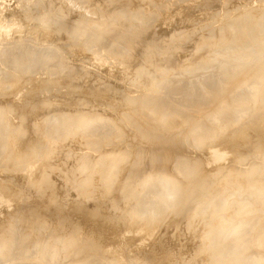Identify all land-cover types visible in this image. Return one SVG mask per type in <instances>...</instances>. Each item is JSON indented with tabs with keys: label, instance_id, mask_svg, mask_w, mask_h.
<instances>
[{
	"label": "rangeland",
	"instance_id": "1",
	"mask_svg": "<svg viewBox=\"0 0 264 264\" xmlns=\"http://www.w3.org/2000/svg\"><path fill=\"white\" fill-rule=\"evenodd\" d=\"M37 1L0 0V68H2L0 69V79H3L4 75L8 73L12 74L15 79H18L17 88L12 87V89H10V87L8 89H3L0 86V105H3L2 107L8 106L10 110L7 124H11L12 131L13 128L15 129L17 126H21L22 128V132L16 135L17 146L20 148L37 146L39 151H42V146H46V134L40 130V125L45 123L46 116L52 114L55 117L56 113L74 111L73 109H82V107H78V103H83L86 106L85 111L88 113L94 112L93 117L95 120L103 117L109 120L108 127L99 132L103 134L102 138H104L102 139V149L104 148L103 150H107L114 148L113 150L115 151L118 150L122 153L127 152L128 157L124 159V157H126L124 156L122 159H116L114 165L117 164L121 167L119 168L118 166L120 174L117 175L116 178L114 177V180L112 178L113 183L110 182V188L105 184V179L101 177L94 180V185L93 182H90L91 184L89 183L84 187H75V178L72 180V185L69 178H73V174L77 173L78 175L76 177L83 178V176H85L84 173L73 171L71 168L72 159L82 151V140H84L86 136L84 134L76 135L77 137L74 136L73 138H68L69 140L66 139L62 141L65 143L61 142L57 144L56 147H58L59 150L55 151L52 158L46 159V157H43L42 161V156L36 155L32 161H29L31 162L30 164L16 165V163H12L14 161L11 160L10 156H6L7 153L6 155H4L3 152V154L0 153V187L5 186L7 188V190L5 188L6 192L11 194L12 197L11 203L0 201V243L6 245L4 249L9 258L6 262H0V264H29L26 263L25 260L32 259L31 254L33 255L36 250H43L44 246H46L45 244H41L40 247L35 249L32 245L37 239L45 238L48 234L52 233L67 237L71 236L72 238L75 237V245H83L81 256L90 255L93 262L96 259H102V262L105 264H216L218 259L214 252H216V250H222L223 247L227 246L228 249H231L230 246H232V251H227L225 254L226 257H230L233 254L235 258L240 261L242 258L246 257L247 254H252V252L258 253L259 251L258 254L261 253L260 255H263L264 250L258 247L256 241H260L258 237H260L259 234H261L264 229V218H261L264 217V209H257L263 208L264 195L259 197L257 194L258 200L256 202L253 196H250L251 194L249 195L243 191L240 192V189L238 191V186L241 185L237 183V181L244 182L248 179H253L254 181L256 180L260 186L264 187V177L256 174L251 176L245 174L252 164L257 166L262 165L261 167H264V151L258 150L253 146H247L250 142L244 143V141H240V144L235 146L234 154L221 165H208L201 168V171L198 172L194 179L182 180L178 194H176L180 199L174 203L173 206H166L163 209L156 210L154 215L150 216V218H147L149 215L146 216V214H126L125 209L128 205L123 201L129 197L126 193L127 190H121L120 188L124 179L131 173L132 158H139L136 159L138 160L137 165L132 169H136L137 171L134 177L136 183L142 179V174L145 171L154 169L156 165L152 167L150 165L154 155L153 151L157 146H162L160 149L167 161H165L163 166L162 164H158L155 168L156 170H166L164 172L166 175L169 174L167 171L168 165H170L169 163H173L176 157L184 153H190L193 156L202 158L203 154L207 151V146L194 149L192 145L186 143V141H184L185 143H178L176 139L164 144L162 140L146 144V142L144 143L143 141L134 139V133L137 130L135 119L138 118L141 112L139 104L148 101L150 95H148L146 99L144 95L150 92V88L156 87L157 84L165 86L163 82H165V80L170 81L169 78L171 80H173V78L185 80L192 78L193 81L199 83V80H202L205 75L215 73V75H217L216 80L218 81L221 78L229 76V74H222L227 73V69H229V72H233L235 76L229 93L233 95V97L235 94L238 96L241 95L240 97L242 98L246 97L248 86L246 84L250 85V83H253V79L248 80L245 76V71L247 69L244 71L241 68L249 67L251 69L249 72H252L254 70V62L257 59L264 60V51L262 49L264 48V25L262 24V22H264V0H209V2H207L209 4L206 3L207 0H160L161 3L158 7L154 6L146 12H140L138 14H145L146 20H144L142 24L145 25L146 23L148 27H146V25L143 26L145 29L144 31L142 29L143 27L138 30V24L136 25L137 21L132 18L134 16V9L129 8L128 10H124V15L121 18H119V14L114 13L118 8L122 9L120 7L128 0ZM202 3L203 6L201 5ZM137 5L139 6L140 4L138 3ZM191 6L194 10H191ZM152 12L154 15L151 14ZM246 15L252 18L245 19L244 16ZM250 21H252V23L254 22L253 24L256 25L253 26L252 23L250 24ZM44 22L48 25H44ZM226 22H240L241 24L246 22L248 29L244 32L246 33L245 39H239L238 42L230 44L228 42L230 41V37L225 38V34L222 36L219 35L217 29H219L220 26L225 27L227 24ZM133 24H135V26H133ZM259 26H261V28ZM63 27H65V29H63ZM70 27L71 29L73 27L88 28V31H83L79 35L75 34L70 37L68 33V31L71 30ZM134 27L137 28V31ZM64 31H66V33ZM257 31L258 36L252 38L253 34L251 32ZM89 32L93 34L91 35ZM95 32H98V34L95 35ZM67 33L68 35H66ZM210 33L213 34L210 35ZM208 35L210 36L207 37ZM130 37H132V39ZM205 41L209 42L207 43L208 45L204 44ZM128 42L132 43L128 44ZM18 43H21L18 45L19 47H17ZM169 44L174 45H170L172 47L169 48ZM26 49L34 50L39 58L41 56L43 59L50 58L51 60L46 64L42 63L40 66L36 67L33 73L27 75L22 69H15L13 63L21 57H25L27 62L33 60V58L31 59L27 54ZM48 50H51L53 54L49 53ZM100 51L103 53L99 54ZM55 53L58 55L62 53V57L60 58L64 61V66H61L59 62L55 63ZM97 55L102 56L99 57ZM139 55H145V58H153L158 64L157 67H159L149 68L143 65L142 61L137 58ZM7 56H9V58ZM242 58H244V62ZM4 59L6 61L8 60L7 63ZM101 59L103 60L101 61ZM168 59L171 67L170 64L166 66L169 63L167 61ZM172 63H174V65ZM200 66L202 67L201 69ZM5 68L8 70L6 71ZM143 68L144 70H142ZM144 71H147V73ZM23 73L25 76H23ZM220 74L222 77H220ZM48 83H50V85ZM182 84V81L176 84V88L180 87ZM41 85H43L42 88H40ZM196 87L199 86L197 85ZM8 90L10 92H7ZM262 91L264 94V87ZM171 94L172 93H170V95ZM131 96L137 98L138 96H142V98H139V103H129L127 100ZM76 97H78V99ZM162 98L164 101L168 100L167 96H163ZM85 99L86 101H84ZM246 99L249 98L247 97ZM94 100L95 102H93ZM74 101L76 102L74 103ZM96 101L98 103H96ZM124 102L125 104H123ZM258 105L264 107V96L261 97V100L257 103V106ZM124 109L127 110L125 111ZM190 112L193 111L190 110ZM193 117L194 116H192V118ZM207 124H212V122L207 121ZM44 127L46 129V126ZM48 128L49 126L47 129ZM47 144H49L48 146L55 145L53 142ZM97 152L99 153L100 151H94L93 154H98ZM137 152H140L139 155H137ZM73 154L74 156L72 158ZM145 154L147 156H145ZM191 155L190 157H193ZM236 162L238 163L236 164ZM32 163H35V165L33 164L32 166ZM225 168L227 169L225 170ZM217 170L220 171L218 172ZM45 172H48V174L50 173L53 178H47V174H45L47 178L45 183L37 187L36 183ZM237 172L238 174H236ZM129 187L133 188V183H130ZM107 188L109 189L106 191ZM151 190L153 191V188L150 189V191ZM209 192H216L217 199L229 200L228 197H230V201H227V207L224 206L225 209L228 208V214H230V216L227 213H223L221 220L213 224L214 226L210 234L212 235L216 228L217 234L220 231L221 236L216 239L219 243L213 241L212 245L208 242L206 231L211 227L213 221L209 217H201L199 211H197L199 202L202 199L203 201H207L205 198L209 195ZM259 192L258 189V193ZM85 193L88 197L84 196ZM95 193L98 194L97 197ZM110 194L111 196L108 197ZM106 196L108 197L107 199ZM196 196H198V199ZM47 197H49V199H47ZM101 199L104 200L102 201ZM110 199H115L117 205L111 206L109 204ZM105 201L106 203H104ZM260 202H262V206ZM258 203L260 206L257 205ZM241 206H245L246 212L245 210H241ZM232 209H234V211ZM94 212L98 213L95 215ZM122 215L124 218L121 219ZM118 216H121L119 217L120 221L117 218ZM143 216L149 221H142V223L148 228H155L154 235L148 240L138 243L135 242V238H137L139 234L133 235L130 232L125 233V230L131 223L147 220L140 218ZM39 221L42 222V225ZM261 221H263V223H261ZM245 223L251 225L248 226L246 224V226H244ZM10 228H16L17 231L21 230V232H27L29 235L26 237L28 241L32 238L37 239L33 240V243L31 242L32 245L30 249H28V242L27 245L25 243L27 247L24 245V248L20 249L14 242L17 232H15V235L10 232L7 235L2 234L6 229ZM237 230H239L237 235L240 233V238L238 235V238L235 237L232 239V236L235 235L234 233ZM242 237H244V241H247L245 253H243L244 251L233 249V245L237 243L235 239L240 240ZM26 238L23 237L22 243L25 242ZM216 243L219 245H215ZM53 244H55V241ZM203 246H205V248L207 247V250L205 253L200 252L203 254L198 255V249ZM258 248L259 250H254ZM56 249L54 248L53 250L51 248V251L48 250L45 258L47 259L51 254L52 255L48 260L41 258L40 261L42 262L40 263L65 264V261L68 260L66 264H76L70 258L68 259L66 250L65 252H61L64 250L63 248ZM29 250H32V252L30 251V255L24 256L25 252ZM94 251H98L99 253ZM180 251H184L183 255ZM186 251L188 252L186 253ZM235 251L240 255H235ZM92 252L97 255L95 254L94 256ZM135 252H138V255ZM240 252L243 253L244 256ZM59 253L64 255L61 256ZM230 253L232 254L230 255ZM53 256L56 258L53 259ZM132 257L133 259L135 258L134 260L136 261L133 262ZM51 259L54 261L49 263V261H52ZM129 260L130 262H128ZM229 261L231 264H236L234 260L229 259ZM242 262L244 264H258L259 260L255 259L248 261V263L244 260Z\"/></svg>",
	"mask_w": 264,
	"mask_h": 264
},
{
	"label": "bare ground",
	"instance_id": "2",
	"mask_svg": "<svg viewBox=\"0 0 264 264\" xmlns=\"http://www.w3.org/2000/svg\"><path fill=\"white\" fill-rule=\"evenodd\" d=\"M114 1H116V0H114ZM207 2H209V0H207L206 3ZM25 3H27V2H25ZM138 3L140 4L139 6L137 5ZM160 3H161L160 0H128V1H126L125 4H123L120 7L122 9H119L118 8V10H116L114 13L119 14L120 15L119 18H121L124 15V13H123L124 10H128L129 8L134 9V12H133L134 13V16L132 18L137 21L136 25L138 24L137 27H139L138 28V30H139L140 28H142L143 26L146 25V23H145V25L142 24L144 22V20H146V18L144 16L145 14L144 15H138V14L140 12H146L148 9H150V8H152L154 6L155 7L156 6L158 7V5ZM207 4H209V3H207ZM35 5H36V3H35ZM201 5L203 6V3ZM201 5H197V6H201ZM191 8H192V6H191ZM191 10H194V9L192 8ZM125 12H127V11H125ZM171 12H173V11H171ZM80 13H81V11H80ZM151 14H153V12ZM40 16H43V15H40ZM81 18H83V17H81ZM244 18L245 19L246 18L248 19V18H252V17H249V15H246V16H244ZM42 19H43V17H42ZM105 21H107V20H105ZM46 22H47V20H46ZM226 23L227 24H226L225 27L220 26L219 29H217L219 35L222 36L223 34H225V36H224L225 38H229L230 37V41H228L230 44L231 43L238 42L239 39H243V40L245 39L246 33H244V32H246V30L248 29V25H247L246 22H244L242 24L240 22H237V23H234V22H226ZM251 23H252V21H250V24ZM253 23H252L253 26L256 25V24H253ZM45 24L48 25L47 23L44 22V25ZM262 24L264 25V22H262ZM147 25H146V27H148ZM78 26H79V24H78ZM133 26H135V24H133ZM46 27H48V26H46ZM259 27L261 28V26H259ZM73 28L71 29V27H70L71 30L68 29L69 30L68 33L70 34V37L71 36H74L75 34L76 35H79L83 31H88V28H84V29H83V27L82 28L73 27ZM134 28H136V27H134ZM63 29H65V27H63ZM142 29H143V31L145 30L144 27ZM215 29H216V27H215ZM251 29H252V27H251ZM257 29H258V27H257ZM136 31H137V28H136ZM64 32L66 33V31H64ZM68 33L66 35H68ZM89 33L91 35L93 34L91 32H89ZM213 33H210V35L213 34ZM251 33L253 34V37L252 38L258 36V31L257 32H251ZM94 34L97 35L98 32H95ZM189 35H191V34H189ZM210 35H208L207 37H209ZM180 36H181V34H180ZM182 36H183V34H182ZM130 38L132 39V37H130ZM60 39H63V38H60ZM72 39H74V38H72ZM76 39H78V38H76ZM199 40H201V39H199ZM129 43L130 42H128V44ZM207 43H209V42H206V41L204 42L205 45H208ZM0 44H1V42H0ZM20 44L21 43H18L17 44V47H19L18 45H20ZM170 45L173 46L174 44H169V46ZM172 46H170L169 48H171ZM54 48H55V46H54ZM262 49L264 51V48H262ZM9 50H10V48H9ZM26 50H27V54L31 57V59L33 58V60L30 61V62H27L25 60V57H21V58H18L17 60H15L13 63H14V68L15 69H22L24 71V73L27 74V75H30L31 73H33V71L36 69V67L40 66L42 63H45L46 64L48 61L50 62V60H51L50 58L49 59H46V58L43 59L41 56L39 58V56L35 53L34 50H31V49H26ZM91 50H92V48H91ZM94 51H96V50H94ZM48 52L51 53V54H53V52L51 50H48ZM70 52H71V50H70ZM101 53H103V52L100 51L99 54H101ZM104 53H106V52H104ZM61 55H62V53H61ZM61 55H58V54L55 53V63L56 62H59L61 64V66H64L65 63H64L63 60H61V58H60V57H62ZM117 55H119V54H117ZM97 56H99V55H97ZM101 56L102 55H100L99 57H101ZM144 56L139 55L137 57L139 60L142 61V64L143 65H146L149 68L150 67H152V68H158L159 67V66L157 67L158 64L153 60V58H145ZM7 57L9 58V56H7ZM124 57H125V54H124ZM169 59L167 60L168 62H169ZM242 59H243V62H244V58H242ZM102 60L103 59H101V61ZM7 61H6V63H7ZM239 62H241V61H239ZM245 62H246V58H245ZM169 64H170V62L166 66H168ZM172 64L174 65V63H172ZM6 65H9V64H6ZM218 66H219V64H218ZM253 66H254V70L252 72H249L251 70L249 67H242L241 68L244 71H245V69H247L245 71V76L248 78V80L249 79H251V80L253 79L252 80L253 83H250V85L249 84H246V85H248L247 86V95L248 96L246 95V97H244V98L240 97L241 95L238 96L236 94L233 97V95H231L229 93L230 92V89H231V86H232V84L234 82V79L233 78L235 77L233 72H229L228 71L229 69L226 70L227 73H222V74L223 75L229 74L230 77L229 76L228 77H224L223 76L224 78H221L218 81L216 80L217 79V75H215V73L214 74L209 73V74L205 75V77L202 78V80L200 79L199 80V83H197L196 81H193L192 78H189L188 80L187 79L186 80L185 79H175V78H173V80H171L169 78L170 81H166L165 80V82H163V83H165V86L162 85V84H157L156 87L150 88V92L148 94L144 95V98L145 99L147 98L148 95H150L148 101L142 102L141 104H139V108H141L140 109L141 112L138 115V118L135 119V122L137 123L136 124L137 130L134 133V139L143 141L144 143L146 142V144L147 143H155V142H157V140H162V143L164 144V143H167L168 141H171V140L176 139L178 143L179 142L181 143V142L186 141V143L191 144L194 149H196L198 147H201V146H207V151L205 152V154H203L202 158L201 157L193 156L190 153H184V154H182L181 156H178V157L174 156L176 158H175V160H174L173 163H169L170 165H168V168H167V171L169 172V174L166 175L164 173L166 170L165 171H162L163 169L156 170V168H155L156 166H158V164H160V165L162 164V166H163V164L165 163V161H167L164 158L163 152L160 149L162 146L161 147L160 146H157V147H155V150L153 151L154 152V155L152 157L151 165H150L151 167L152 166H155V165L156 166L154 167V169H149V171L148 170L145 171V172L143 171L144 173L142 174L143 175L142 176V179H140L137 183L135 181L136 179H134L137 171H136V169L135 170H132V169H133V167H135V165H137L138 160H136V159H139V158H136V159L135 158H132V160L130 159L131 160V165H132V168L130 169L131 170V173H130V175H128V177H126L124 179V182L122 183V186L120 188L121 190H127L126 193H127L128 197H129L128 199H126L125 201H123L126 205H128V206H126V209H125L126 214H128V215L137 214V213H139V214H146V216L149 215V216H147V218H150V216H153L154 215V212L156 210L163 209L166 206H173L174 203H176L180 199V197L178 195H176V194H178V191L180 189V185H181V181L182 180H192V179H194V177H196V175L198 174V172L201 171V168L206 167L208 165H212V164H219V165H221L223 162L227 161L228 158H230L231 155L234 154L235 146L236 145H239L240 144V141H244V143L250 142L249 145H247V146H253L254 148H256L258 150L264 151V107H260V105L257 106V103L259 102V100H261V97L264 96L263 91H262L263 90V87H264V60L257 59L254 62ZM143 67H145V66H143ZM170 67H171V64H170ZM79 68H80V66H79ZM201 68L202 67L200 66V69ZM0 69H2V68H0ZM5 69H6V71L8 70L7 68H5ZM142 70H144V68ZM145 73H147V71ZM219 73H217V74H219ZM25 74L23 76H25ZM87 75H88V73H87ZM153 75H151V76H153ZM220 77H222L221 74H220ZM77 78H79V77H77ZM156 78H157V76H156ZM21 79H22V77H21ZM139 80H140V78H139ZM130 81H131V79H130ZM181 81H182L183 84L180 87L176 88V84H179ZM17 83H18V79H15L14 76L12 74H10V73L5 74L4 77H3V79L2 78L0 79V86L3 89H8L10 87H11L10 89H12V87L15 88L18 85ZM137 83H138V81H137ZM48 84L50 85V83H48ZM197 85L199 87H196ZM42 86L43 85H41L40 88H42ZM87 91H88V89H87ZM7 92H10V91L8 90ZM170 93H172V94L170 95ZM6 94H8V93H6ZM163 96H167L168 100L164 101L163 98H162ZM247 97L249 99H246ZM76 98L78 99V97H76ZM76 98H75V100H76ZM79 98H81V97H79ZM139 98H142V96L141 97L138 96V98L131 96V97L128 98L127 102H129V103L130 102L131 103L134 102L135 103V102H138V100L140 101ZM81 100H83V99H81ZM84 101H86V99ZM75 102L76 101H74V103ZM93 102H95V100ZM96 103H98V102L96 101ZM123 104H125V102ZM135 105H137V104H135ZM2 106L0 105V153L3 152L4 155H6V153H7L6 156H10L11 160L14 161L12 163H14V164L16 163V165H23V164H26V163L30 164L31 162H29V161H32L33 158H34V156H36V155L42 156V161H43V157H46V159H50L55 154V151L59 150V148L56 147L57 144L61 143L62 141L66 140L68 138H73L76 135H82V134H84L86 136H85V138L83 137L84 140H82V143H83L82 151L81 152L79 151L80 153L77 156H75L74 159H72L73 156H74V154L72 155V158H71L72 159L71 168L73 169V171L84 173L85 176H83V178H81V177H76L78 175V173L77 174H73V178H69L71 185H72V182H73L72 180L74 178H75V184H74L75 187H84V186L88 185L90 182L91 183L93 182V185H94V182H95L94 180L96 178H98V177H101L102 179L103 178L105 179V184H107L108 185L107 187H109L111 185L110 182L113 183V180L116 178V176L120 174L119 168H121V167L119 165H117V164L114 165V163H115L116 159H122L124 156H126V157H124V159L127 158L128 157L127 156L128 153L127 152H123L125 154L124 155L122 152H119L118 150L117 151L113 150L114 149L113 147H112L113 149H107V148H106L107 150H103L104 148L102 149V147H103L102 146V144H103V140L102 139H104V138H102L103 134H100L99 132L102 131V129L108 127V121L109 120L106 119V118H104V117L101 118V119L95 120L94 117H93L94 116L93 115L94 112L88 113L87 111H85L86 110V106L83 103H80V104L78 103V107L80 106V107H82V109H73L74 111H67V112L56 113L55 114V117L52 114H49L48 116H46L45 123H42L40 125V130L42 132H45V134H46L45 135V145L46 146H42L41 145L43 147L42 151H39V148L37 146H33V147H29V148H20V147L17 146L16 135H18L19 132L20 133L22 132V128H21V126H17V127H15V129L13 128V131H12L11 124H9V123L7 124L8 115L10 113V110H9L8 106L7 107H2ZM90 107H92V106H90ZM190 110L193 111V112H190ZM129 113H130V111H129ZM101 115H103V114H101ZM104 115H106V114H104ZM5 116H7V117H5ZM192 116H194V117L192 118ZM114 121H115V118H114ZM207 121L212 122V124H207ZM47 125L49 126L48 129H47V127H48ZM44 126H46V129H45ZM78 133H80V134H78ZM57 136H58V138H57ZM52 142L55 145L48 146L49 144H47V143H52ZM70 142H72V141H70ZM62 143H65V142H62ZM151 146H148V147H151ZM98 150L100 151L99 153L97 152L98 154H93L94 151H98ZM71 152H73V151H71ZM139 153L140 152H137V155H139ZM147 153H148V151H147ZM190 155L193 156V157H190ZM145 156H147V155L145 154ZM70 157H71V154H70ZM148 159H149V157H148ZM237 163L238 162H236V164ZM33 164L35 165V163H32L31 165L33 166ZM123 164H124V162H123ZM131 165H129V166H131ZM118 166H119V168H118ZM261 166L262 165L257 166L255 164H252V165H250L249 170L247 171V173H245V171H244V173L245 174H249L250 176L253 175V174H256V175H260V176L264 177V167H261ZM43 167H44V165H43ZM140 169H141V167H140ZM226 169L227 168H225V170ZM243 170H245V169H243ZM228 172H230V171H228ZM225 173H227V172H225ZM45 174H47V178H50V179L53 178L50 173L49 174H48V172L43 173L41 175V177L39 178L38 182L36 183L37 187H40V185H43L45 183V181L47 179ZM236 174H238V172ZM139 175H141V174H139ZM241 176H242V173H241ZM76 178H79V179H76ZM110 178H111V180L113 178V180L111 181ZM244 180H246V179H244ZM130 183H133V188H130L129 187ZM237 183L239 185H241V186H238V191L240 189L241 190L240 192L243 191L245 193H248L249 195L251 194L250 196H253V199L256 202L258 200L257 199L258 198L257 194L259 195V197L261 195H264V187L260 186L256 182V180L254 181L253 179H250V180L248 179V180H246L244 182L237 181ZM5 188H6L5 186L0 187V201L5 202V203H11L12 202L11 194H9L8 192H6L7 188H6V190H5ZM109 188H107L106 191ZM152 188H153V191L151 190L152 191V193H151L150 189H152ZM222 188H224V187H222ZM77 189H79V188H77ZM116 189H118V188H116ZM258 189L260 191L259 192L260 194L258 193ZM218 191H216V192H218ZM216 192L215 193L214 192H211V193L209 192V195H207L206 198H205V199H207V201L206 200L203 201V199L202 200L200 199L201 201L198 204L199 207H198V210H197V211H199V214H200L201 217H203V218L209 217L213 221L211 223V227H209L207 229V231H206V237L208 239V242H210L211 245L213 244L212 243L213 241L218 242L216 239L219 236H221L220 231L217 234L216 228H215V232L213 231L212 235L210 234L211 233V229L214 226L213 224L214 223L216 224L218 221L221 220V217H222L223 213H227L228 214V208L225 209L224 206L227 207V201L228 202L230 201V197H228L229 200H226V199H217V196H216L217 193ZM226 192H227V190H226ZM96 194L97 193H95V195ZM111 194L108 197H110ZM63 196H65V195H63ZM84 196H87L88 197V195L86 193H85ZM97 196H98V194L96 195V197ZM229 196H230V194H229ZM99 197H101V196H99ZM108 197L106 196V199ZM197 197L198 196H196V198ZM104 198H105V196H104ZM136 198H137V200H136ZM47 199H49V197H47ZM54 199H56V198H54ZM262 202H260V204ZM104 203H106V201ZM109 204L111 206H116L117 205L115 199H110ZM257 205H259V203ZM1 206H2V204H1ZM261 206H262V204H261ZM262 207L263 208H257V209H264V205ZM234 209H236V208H234ZM234 209H232V210L234 211ZM241 210L244 211L245 210V206H241ZM245 212H246V210H245ZM261 212H262V210H261ZM94 213L96 215L98 212H94ZM33 214H34V212H33ZM215 214H216V216H215ZM95 215H94V217H95ZM228 215L230 216V214H228ZM115 216H117V215H115ZM124 216H125V214H124ZM124 216L123 215H122V217L121 216H118L117 218L119 220L120 219L119 217H121V219H122V218H124ZM42 218H44V217H42ZM140 218L141 219H147L144 216L143 217H140ZM261 218H264V217H261ZM42 221H44V220H42ZM142 221H147L148 222L149 220L148 219L147 220H140L138 222L131 223L127 227V229L125 230V233L130 232L133 235L139 234V236L137 238H135L136 239L135 242H138V243H141L142 241H146V240H148L149 238H151L154 235V229L155 228H152V227H149L148 228V227H146L144 225V223H142ZM39 223H41V225H42V222L39 221ZM229 223H231V222H229ZM261 223H263V221H261ZM246 224L248 226L251 225V224L245 223L244 226H246ZM48 226H49V224H48ZM77 226H75V227H77ZM244 226H242V227H244ZM43 227H46V226H43ZM75 227H73V228H75ZM224 227H225V225H224ZM41 228H42V226H41ZM44 230H46V229H44ZM238 231L239 230H237L234 233L235 235L232 236V239L235 238V237H237L238 235H239V238H240V233L237 235V232ZM9 232L12 233L13 235H15L16 234L15 232H17V236L14 238V242H15V244L20 249L21 248H24V245H25V243L27 245V242H28V246H29L28 249H30L31 248L30 246L34 242L33 240L37 239V238H35V239L32 238V239H30L28 241L27 238H26V237L29 236L27 234V232H21V230L20 231H17L16 228L6 229V231L3 232L2 234L3 235H7ZM256 234H255V236H256ZM210 235H211V237H210ZM259 235L261 237V238L258 237L260 239V241L259 242H258V240L257 241L255 240V241L257 242L258 247L259 248H262L264 250V229L261 232V234H259ZM23 237L26 238L24 243H22ZM74 238H72L71 236H69V237L63 236L61 234L60 235L59 234L57 235L56 233L48 234L45 238H39V239L36 240V242L32 246L35 249H37L38 247H40L41 244H45L46 246H44V249L43 250L42 249L36 250L33 255L31 254L32 259L25 260V262L26 263H29V264H42V263H40V262H42V261H40V259L41 258L43 259V258L46 257V252H48V250H50L51 248L53 250H54V248L55 249L56 248H63L64 250L63 251L60 250V251L61 252H65V250H66L68 254L67 253H65V254L68 255V259L70 258L76 264H105L104 262H102L103 261L102 259H96L93 262L92 261V258L90 257V255L89 256H86V255L81 256V253L83 252V245L76 246L75 245V239ZM243 238L244 237H242L240 240L235 239L237 241V243H236V245H233V249L234 250H238V251H244L243 253H245L246 252V247H247L246 246V242L247 241L246 240L244 241ZM256 239H257V236H256ZM54 241H55V244H53ZM76 241H77V239H76ZM80 243H81V241H80ZM218 243H216L215 245H219ZM4 246L6 247V245H4L3 243H0V262H6L7 259H9L8 256L5 253L6 251L4 249ZM98 246H99V244H98ZM205 246H203L202 248L198 249V252H197L198 255L203 254V253H200V252H204L205 253V251L207 250L208 245H207L206 248H205ZM230 247L232 249V246H230ZM259 248L258 249H254V250L257 251V250H259ZM231 249H228V246H227V247H223L222 250H219V251L216 250V252H214V254L217 256V259H218L217 262H216V264H229L230 263L229 259L230 260H234L236 264H242L243 263L242 261H244V260L248 263V261H252V260L258 259L259 260L258 264H264V254H263V252H262L263 255H260L261 253L258 254L259 251H258V253H256V252L255 253L252 252V254L249 253V254L246 255V257L242 258V260L240 261V260H237V258H235V256L232 253H230V255L232 254L230 257H228V256L226 257V255H225L226 252L227 251H232ZM252 249H253V246H252ZM93 250H96V249H93ZM30 251L32 252V250H29L28 252L26 251L27 253L25 252L24 256L30 255V253H31ZM94 252H98V251H94ZM173 252H175V251H173ZM181 252H182V255H183V252L184 251H180V253ZM187 252L188 251H186V253ZM235 253H236V251H235ZM243 253H241V254H243ZM55 254H56V252H55ZM86 254H88V253H86ZM95 254H94V256H95ZM197 254H196V256H197ZM238 254L239 253H236L235 255L238 256ZM63 255H61V256H63ZM50 256L48 258H50ZM132 256H133V254H132ZM243 256H244V254H243ZM128 257L130 259V256L129 255H128ZM48 258L47 259L45 258V259L48 260ZM54 258H56V257L53 256V259ZM45 259H44V261H45ZM53 259H51L52 261H49V263L50 262H53L54 261ZM132 259H133V257H132ZM134 259H133V262L136 261ZM180 259H181V257H180ZM58 261H59V259H58ZM58 261H57V263H58ZM66 261H68V260H66ZM66 261H65V264H66ZM203 261H204V258H203ZM128 262H130V260ZM138 262H139V260H138ZM62 263H64V262H62ZM140 264H142V263H140Z\"/></svg>",
	"mask_w": 264,
	"mask_h": 264
}]
</instances>
